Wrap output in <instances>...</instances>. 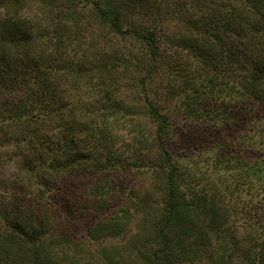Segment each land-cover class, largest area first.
<instances>
[{"label": "trees", "instance_id": "1", "mask_svg": "<svg viewBox=\"0 0 264 264\" xmlns=\"http://www.w3.org/2000/svg\"><path fill=\"white\" fill-rule=\"evenodd\" d=\"M89 12L123 50L105 38L79 64L52 58ZM125 64L158 82L147 98L157 151L146 191L117 210L141 165L112 141L133 110ZM0 141L8 161L22 157L25 185L3 204L0 249L17 238L31 264L68 211L91 241L145 204L143 263L264 264V0H0Z\"/></svg>", "mask_w": 264, "mask_h": 264}, {"label": "rangeland", "instance_id": "2", "mask_svg": "<svg viewBox=\"0 0 264 264\" xmlns=\"http://www.w3.org/2000/svg\"><path fill=\"white\" fill-rule=\"evenodd\" d=\"M32 15V13H29ZM133 14V13H131ZM137 18V16H132ZM89 25L81 23L70 28L71 35L64 38V43L61 47L56 48V53L52 58L66 60L67 62L79 64L86 59L90 53H95L102 50L104 47L103 39H112L110 42L111 48H120L123 50L124 43L121 38L112 34L109 29L100 22V19L93 13H88ZM169 31H178L182 29L180 22H177L176 28L174 23L166 21L165 24ZM34 45H36L34 47ZM103 45V47H101ZM31 50L38 49L39 42L31 45ZM121 59L128 61L127 56L121 53ZM121 72V81L123 85L124 95L130 104L132 115L126 119L129 126L118 129L113 133V146L118 151L130 153L136 150L135 158L140 165V169L134 175H129L125 186V197L128 199L117 201L112 208L120 209L119 204L133 203L136 200L135 195L146 191L148 185V155L154 156L157 147L154 146L149 138L154 132L155 124L149 117L147 106V98L156 92L158 82L155 80L148 81L146 77L140 75L134 65L125 64ZM143 67L146 65L142 64ZM129 68L130 72L129 73ZM130 76V79H124ZM157 80L159 77H156ZM160 80V79H159ZM61 85L66 87V81L61 82ZM159 90V89H158ZM1 142V141H0ZM2 143V142H1ZM11 141L0 146V224H2L3 204L13 199L25 185L17 176L21 171L17 170L22 167V157L15 155L11 160H7L6 152L13 150L9 144ZM4 152V154L2 153ZM7 152V153H9ZM21 161V162H20ZM113 178L114 176L111 175ZM122 179L121 176L118 177ZM119 182V181H118ZM134 191V194L131 193ZM133 196V197H132ZM161 198L157 195L156 200ZM54 198L49 201L48 206H53L59 201ZM159 205V204H157ZM150 209L140 207L137 211L132 208L127 210L128 215L124 217L113 233L105 230L102 235H95L97 238L88 241L86 225L81 216L75 212H67V220L61 219L62 223L43 236V241L36 251L37 260L35 264H145L141 258L143 251V240L146 237V226L151 222ZM2 215V216H1ZM92 221V220H90ZM64 222V223H63ZM68 232V236L65 233ZM108 232V233H106ZM71 236L70 239H66ZM86 239V241H85ZM90 240V239H89ZM141 249V250H140ZM32 247L25 244L21 240L15 238L13 243L6 248L0 249V264H31L34 260ZM234 264H243L242 258L239 256L233 259ZM184 264H206L205 260L195 259ZM245 264V263H244Z\"/></svg>", "mask_w": 264, "mask_h": 264}]
</instances>
